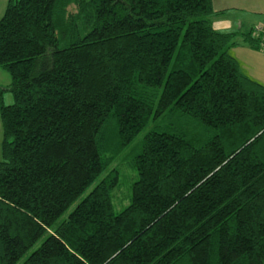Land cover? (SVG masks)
<instances>
[{
    "label": "trees",
    "instance_id": "trees-1",
    "mask_svg": "<svg viewBox=\"0 0 264 264\" xmlns=\"http://www.w3.org/2000/svg\"><path fill=\"white\" fill-rule=\"evenodd\" d=\"M213 13L211 0H7L0 264H264V85ZM254 26L241 39L259 49ZM113 128L118 146L146 128L130 194Z\"/></svg>",
    "mask_w": 264,
    "mask_h": 264
},
{
    "label": "crops",
    "instance_id": "crops-1",
    "mask_svg": "<svg viewBox=\"0 0 264 264\" xmlns=\"http://www.w3.org/2000/svg\"><path fill=\"white\" fill-rule=\"evenodd\" d=\"M211 6L213 11H216L211 15L213 29L220 32H233L241 51L254 61L261 62L264 67V51L249 46L241 39V35L247 33L252 26L264 25V0H211ZM234 48L231 47L229 51L242 65L241 52ZM241 70L253 80L264 85L261 79L253 77L242 68ZM8 83L9 78L0 70V85L5 86Z\"/></svg>",
    "mask_w": 264,
    "mask_h": 264
},
{
    "label": "rangeland",
    "instance_id": "rangeland-1",
    "mask_svg": "<svg viewBox=\"0 0 264 264\" xmlns=\"http://www.w3.org/2000/svg\"><path fill=\"white\" fill-rule=\"evenodd\" d=\"M7 0H0V16L2 15L4 8L6 6ZM239 42H237L235 45H233V48L236 50H239L241 52V68L249 72L250 75H253V77H257L258 79H261L260 81H264V67L261 62L254 61L253 59L246 56L245 53H243L238 45ZM251 69H254V71H251ZM1 70V69H0ZM7 78H9L8 74L1 70ZM3 102L5 104L11 102V95L8 92H4L3 95ZM146 131V128L138 132L135 137L126 145L124 146H118V138L116 137L114 128L113 132L108 133V141L111 143V151L110 153L114 154V162L113 166L116 167L118 172V186L119 191L117 192L119 195L124 193L126 190L130 194V184L133 181L135 177L134 169L131 167V160L134 154H136L140 150L142 136L144 132ZM1 125H0V141H1ZM0 159H1V153H0ZM88 190V189H87ZM85 191V193L87 192ZM125 192V193H127ZM124 193V194H125ZM74 204L69 206V208L62 214L61 217H65L66 214L72 209ZM121 205L114 206V210L117 211L121 208Z\"/></svg>",
    "mask_w": 264,
    "mask_h": 264
},
{
    "label": "built area",
    "instance_id": "built-area-1",
    "mask_svg": "<svg viewBox=\"0 0 264 264\" xmlns=\"http://www.w3.org/2000/svg\"><path fill=\"white\" fill-rule=\"evenodd\" d=\"M252 30L256 34V46L264 51V25H255Z\"/></svg>",
    "mask_w": 264,
    "mask_h": 264
}]
</instances>
